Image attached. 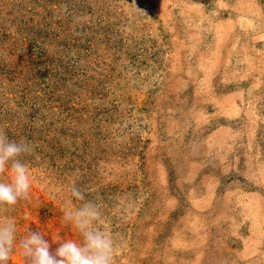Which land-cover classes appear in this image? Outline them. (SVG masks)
Wrapping results in <instances>:
<instances>
[{
  "label": "rangeland",
  "instance_id": "obj_1",
  "mask_svg": "<svg viewBox=\"0 0 264 264\" xmlns=\"http://www.w3.org/2000/svg\"><path fill=\"white\" fill-rule=\"evenodd\" d=\"M0 130L33 149L10 264L81 242L73 185L113 264H264V0H0Z\"/></svg>",
  "mask_w": 264,
  "mask_h": 264
},
{
  "label": "clouds",
  "instance_id": "obj_2",
  "mask_svg": "<svg viewBox=\"0 0 264 264\" xmlns=\"http://www.w3.org/2000/svg\"><path fill=\"white\" fill-rule=\"evenodd\" d=\"M33 151L29 142L10 141L0 130V212L28 199L32 181L26 165L19 159ZM84 200V194L74 185L65 201L62 216L64 225H71L82 238L81 242L65 239L57 242L55 252H50V243L41 232L29 231L18 241L19 256L24 264H113L116 248L114 239L95 225L101 220L97 203L88 201L73 207V199ZM17 227L13 218L0 220V264H10L17 247Z\"/></svg>",
  "mask_w": 264,
  "mask_h": 264
}]
</instances>
